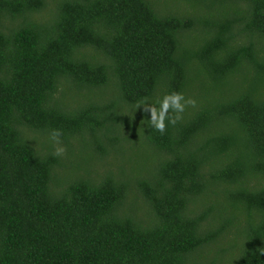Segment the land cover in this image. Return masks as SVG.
Masks as SVG:
<instances>
[{
  "label": "trees",
  "instance_id": "trees-1",
  "mask_svg": "<svg viewBox=\"0 0 264 264\" xmlns=\"http://www.w3.org/2000/svg\"><path fill=\"white\" fill-rule=\"evenodd\" d=\"M172 91L196 105L161 134L137 103ZM75 137L88 156H57ZM260 247L264 0H0V264Z\"/></svg>",
  "mask_w": 264,
  "mask_h": 264
},
{
  "label": "clouds",
  "instance_id": "clouds-1",
  "mask_svg": "<svg viewBox=\"0 0 264 264\" xmlns=\"http://www.w3.org/2000/svg\"><path fill=\"white\" fill-rule=\"evenodd\" d=\"M196 100L191 97H186L183 92L172 91L158 97L154 102L149 103L147 99L140 100L137 103V108L143 106L145 112L150 113L149 123L159 133L163 134L168 126H175L182 119V114L186 107L195 106ZM59 132L53 133V138H58ZM64 149L58 148L56 154L59 155ZM257 256H264V247L257 249Z\"/></svg>",
  "mask_w": 264,
  "mask_h": 264
},
{
  "label": "rangeland",
  "instance_id": "rangeland-1",
  "mask_svg": "<svg viewBox=\"0 0 264 264\" xmlns=\"http://www.w3.org/2000/svg\"><path fill=\"white\" fill-rule=\"evenodd\" d=\"M85 140H89L88 138L86 139H77V137H75V139L71 140L70 145L65 146L64 151H65V155H70L71 154H75L74 155V159L76 158H82V157H87L89 152H88V147L86 146Z\"/></svg>",
  "mask_w": 264,
  "mask_h": 264
},
{
  "label": "bare ground",
  "instance_id": "bare-ground-1",
  "mask_svg": "<svg viewBox=\"0 0 264 264\" xmlns=\"http://www.w3.org/2000/svg\"><path fill=\"white\" fill-rule=\"evenodd\" d=\"M51 129V128H50ZM43 131V130H42ZM36 139V138H35ZM39 140V139H38ZM39 148V147H38ZM51 149V148H50ZM52 151V150H51ZM58 156V155H57Z\"/></svg>",
  "mask_w": 264,
  "mask_h": 264
}]
</instances>
